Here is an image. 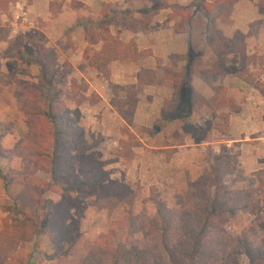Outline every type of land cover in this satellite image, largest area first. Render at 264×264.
Segmentation results:
<instances>
[{"label":"rangeland","instance_id":"obj_1","mask_svg":"<svg viewBox=\"0 0 264 264\" xmlns=\"http://www.w3.org/2000/svg\"><path fill=\"white\" fill-rule=\"evenodd\" d=\"M26 1L0 0V146L7 153L0 170L28 174L26 161L10 151L28 129L26 88L46 80L61 91L60 109L79 128L78 174L97 189L67 203L22 183L5 193L0 179V233L15 241L5 264H58L69 244L65 262L74 264L87 244L108 236L115 245L143 246L134 218L154 217L159 203L193 206L191 184H208L212 172L234 190L256 185L253 173L264 170V0H72L74 13L50 6L64 19L50 26L63 37L50 39L27 21ZM76 15L87 19L83 37ZM105 30L150 55L112 61L105 77L89 64L104 48ZM141 68L155 69L157 80L137 89ZM115 84L126 89L115 94ZM181 88L191 92L187 111L179 109ZM263 216L264 209L259 216L237 212L219 222L226 234L245 233L255 244L264 238ZM64 218L58 247L50 235Z\"/></svg>","mask_w":264,"mask_h":264},{"label":"trees","instance_id":"obj_2","mask_svg":"<svg viewBox=\"0 0 264 264\" xmlns=\"http://www.w3.org/2000/svg\"><path fill=\"white\" fill-rule=\"evenodd\" d=\"M101 39L104 48L91 57L89 64L105 77L109 76L108 65L112 61L137 60L150 55L149 50L139 51L135 41L124 42L107 30L102 32ZM38 66L45 80L47 69L40 62ZM156 80L155 69L141 68L136 74V88L153 85ZM77 88L73 83L72 90ZM112 89L117 94L118 90L126 88L115 84ZM180 93L179 109L186 110L184 107L190 106L191 92L189 88H181ZM60 94L61 91L46 80L37 87L26 88L23 112L28 129L10 153L24 159L29 169L26 177L0 170L5 193L11 184L22 183L39 193L53 192L68 203L72 194L82 195L97 189L95 183H88L78 174L84 153L75 147L80 131L73 119L60 109ZM131 98L128 103H132ZM130 105L132 114L134 104ZM6 155L0 146V158ZM39 173L45 174L47 179H40ZM253 174L256 185L238 191L221 183L215 172L210 173L208 184L202 186L198 181L191 184L196 199L193 206L174 210L159 203L154 217L134 218L133 230L143 233L145 245H115L112 236H108L101 244H87V254L74 264H243L242 256L247 264H264V238L253 244L245 233L226 234L219 222L220 217L237 212L252 216L263 213L264 170ZM64 220L57 221L54 235H50L58 247L67 232ZM258 227L264 233V216ZM14 243L9 233H0V264L6 263ZM71 249L72 244L60 249L58 264H69L65 259Z\"/></svg>","mask_w":264,"mask_h":264},{"label":"crops","instance_id":"obj_3","mask_svg":"<svg viewBox=\"0 0 264 264\" xmlns=\"http://www.w3.org/2000/svg\"><path fill=\"white\" fill-rule=\"evenodd\" d=\"M71 1L72 0H30V1L27 0L25 3L26 10L24 11V14H26L27 21H29L33 25V27L36 30H38L40 34H42L44 38L50 39L52 37V34L58 35V32H53L50 26L51 25L53 26L57 23L60 24L64 20L63 18L61 19V15L58 14V12L52 13L50 6L52 4L54 5L58 3V5L62 7V10L66 8L71 13H74L75 12L74 9L70 6ZM78 1H80L82 4H87L88 2L92 1L96 5H99L102 2H114L115 0H78ZM77 17L78 16L76 15L75 19H72V22H74L75 20L76 22L75 24L76 27L78 28V31L79 30L81 31L80 33H78V35H82L83 37L84 36L83 29L86 28V26L83 25V23H86L87 19H85V17L83 18L79 17L80 22H78L76 19ZM58 18H60V20ZM41 20H43L42 22H44L45 24L39 26V22H41ZM58 36L63 37L62 34Z\"/></svg>","mask_w":264,"mask_h":264}]
</instances>
